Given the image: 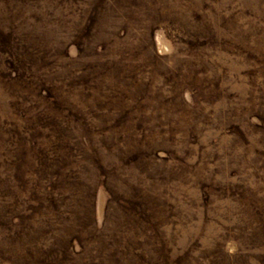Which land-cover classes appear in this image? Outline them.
I'll return each instance as SVG.
<instances>
[{
	"label": "rangeland",
	"instance_id": "rangeland-1",
	"mask_svg": "<svg viewBox=\"0 0 264 264\" xmlns=\"http://www.w3.org/2000/svg\"><path fill=\"white\" fill-rule=\"evenodd\" d=\"M0 264H264V0H0Z\"/></svg>",
	"mask_w": 264,
	"mask_h": 264
}]
</instances>
